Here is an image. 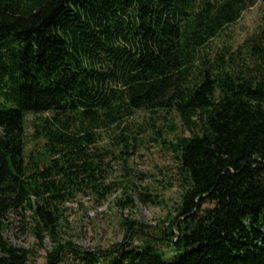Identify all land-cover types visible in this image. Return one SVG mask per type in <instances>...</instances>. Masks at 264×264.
Here are the masks:
<instances>
[{"label":"trees","instance_id":"obj_1","mask_svg":"<svg viewBox=\"0 0 264 264\" xmlns=\"http://www.w3.org/2000/svg\"><path fill=\"white\" fill-rule=\"evenodd\" d=\"M256 1L0 0V264H30L3 235L9 215L26 211L38 244L53 243L46 264H65L74 244L61 241L62 206L84 189L105 202L117 187L104 153L89 149L112 130L128 161L143 141L121 126L137 113L142 133L159 136L165 119L174 134L164 143L179 164L180 202L160 237L74 250L81 264H264V54L246 42L258 54L237 69L231 52H206ZM28 116L37 156L26 154Z\"/></svg>","mask_w":264,"mask_h":264},{"label":"rangeland","instance_id":"obj_2","mask_svg":"<svg viewBox=\"0 0 264 264\" xmlns=\"http://www.w3.org/2000/svg\"><path fill=\"white\" fill-rule=\"evenodd\" d=\"M263 3L257 0L252 7L243 13L242 18L236 24L230 26L221 37L212 41L207 49L210 58L224 51L234 55L237 69H241L243 60L249 61L254 54L246 42H252L260 47V54H264ZM27 117V152L37 156L41 153V144L34 145L31 142V120ZM146 119V120H145ZM172 122V128L178 135L184 137L190 134L182 128L178 118H168ZM147 121L143 113H137L126 119L121 129L125 134L143 141L140 150L129 155V160L119 159L114 151L113 142L116 135L112 130L103 132V140L90 148L91 153L103 152V167L108 170L107 183L116 184V190L105 202H100L94 193L84 189L72 201L62 206L63 229L60 237L65 244L72 242L74 246H68L64 251L65 264H81L74 250L81 249L90 253L105 251L117 245L130 246L135 249L148 239L160 237V229L168 226V218L175 206L180 202L182 188L178 175V161L165 141H173L174 134L171 128L164 127L165 119L158 122L162 126L161 134L158 128L152 136V130L146 128L142 133V121ZM138 125L140 127H138ZM122 131V130H121ZM121 133V132H120ZM122 133V134H123ZM158 139L155 141V139ZM124 158V157H123ZM132 177V178H131ZM129 193L135 200L134 208H126L125 193ZM148 195L157 204H145L141 197ZM159 203V204H158ZM211 205H206L209 208ZM32 212L26 211L22 215H9L6 224L7 230L3 233L10 244L17 248L31 252L30 264H46L48 254L53 250V243L49 237L38 244V240L32 234L34 223ZM132 220L144 225L140 232L130 233L126 230V220Z\"/></svg>","mask_w":264,"mask_h":264}]
</instances>
